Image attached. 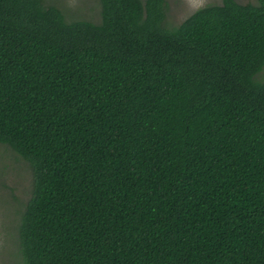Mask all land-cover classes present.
<instances>
[{"label":"trees","instance_id":"1","mask_svg":"<svg viewBox=\"0 0 264 264\" xmlns=\"http://www.w3.org/2000/svg\"><path fill=\"white\" fill-rule=\"evenodd\" d=\"M98 1L0 0L23 264H264V0Z\"/></svg>","mask_w":264,"mask_h":264},{"label":"rangeland","instance_id":"2","mask_svg":"<svg viewBox=\"0 0 264 264\" xmlns=\"http://www.w3.org/2000/svg\"><path fill=\"white\" fill-rule=\"evenodd\" d=\"M59 4L68 18L81 15L98 20L100 6L98 0H48ZM242 3L256 0H237ZM50 3V4H54ZM166 22L178 25L196 9L221 3V0H166ZM257 78L264 81V70ZM33 173L29 163L0 144V264H23L20 250L19 224L21 214L33 189Z\"/></svg>","mask_w":264,"mask_h":264}]
</instances>
